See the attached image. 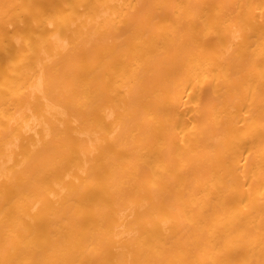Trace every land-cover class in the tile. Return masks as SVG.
I'll return each instance as SVG.
<instances>
[{"label":"bare ground","instance_id":"bare-ground-1","mask_svg":"<svg viewBox=\"0 0 264 264\" xmlns=\"http://www.w3.org/2000/svg\"><path fill=\"white\" fill-rule=\"evenodd\" d=\"M0 264H264V0H0Z\"/></svg>","mask_w":264,"mask_h":264}]
</instances>
